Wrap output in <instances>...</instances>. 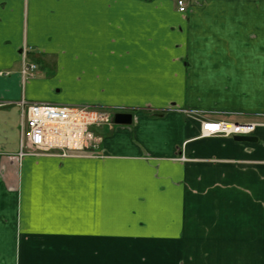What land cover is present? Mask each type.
Listing matches in <instances>:
<instances>
[{
  "label": "crops",
  "instance_id": "crops-1",
  "mask_svg": "<svg viewBox=\"0 0 264 264\" xmlns=\"http://www.w3.org/2000/svg\"><path fill=\"white\" fill-rule=\"evenodd\" d=\"M21 99L134 119L99 156L20 157L0 107V264H264V0H0V102ZM232 120L256 141L199 138Z\"/></svg>",
  "mask_w": 264,
  "mask_h": 264
},
{
  "label": "built area",
  "instance_id": "built-area-1",
  "mask_svg": "<svg viewBox=\"0 0 264 264\" xmlns=\"http://www.w3.org/2000/svg\"><path fill=\"white\" fill-rule=\"evenodd\" d=\"M202 1L176 0V5L180 13L186 14ZM28 48L24 45L22 49V66L19 72L25 81L33 79L38 71L37 65L27 60V54L31 50ZM10 74L11 72H6V75ZM13 104L21 109L20 157L65 158L93 155L103 143L99 129L113 126V115L102 107L30 103L24 99L16 103L1 102L0 107ZM258 125L252 122L208 121L203 123L199 138L252 136ZM180 160L186 161L184 156Z\"/></svg>",
  "mask_w": 264,
  "mask_h": 264
},
{
  "label": "water",
  "instance_id": "water-1",
  "mask_svg": "<svg viewBox=\"0 0 264 264\" xmlns=\"http://www.w3.org/2000/svg\"><path fill=\"white\" fill-rule=\"evenodd\" d=\"M133 115L131 113L118 112L114 115L113 122L115 125H131L133 123ZM237 141H256V138L237 136Z\"/></svg>",
  "mask_w": 264,
  "mask_h": 264
},
{
  "label": "rangeland",
  "instance_id": "rangeland-1",
  "mask_svg": "<svg viewBox=\"0 0 264 264\" xmlns=\"http://www.w3.org/2000/svg\"><path fill=\"white\" fill-rule=\"evenodd\" d=\"M24 47V46H23ZM27 47H29V46H27ZM30 48L31 47H29L28 49L30 50ZM23 49V48H22ZM31 51H32V48H31V50H30V52H29V54L31 53ZM29 62H33L32 60H28ZM33 63H35V62H33ZM36 64V63H35ZM37 65V67H38V71H37V74H36V76L34 77V78H36L37 76H38V73H39V66H38V64H36ZM21 66H22V60H21V65H20V69H21ZM20 72V71H19ZM2 74H6V72L5 73H2ZM21 78H22V76H21ZM33 78V79H34ZM22 80H23V78H22ZM31 80V79H30ZM24 82H25V80H23ZM22 100V99H21ZM4 102H7V101H4ZM1 103V102H0ZM69 105V104H68ZM2 107H8V106H2ZM1 107V108H2ZM18 107V109H19V111H20V113H21V109H20V107L19 106H17ZM103 108V107H102ZM103 109H105V108H103ZM106 111H108L111 115H113L112 117L114 118V115L116 114V113H118V112H120V111H118V112H115L114 110H112V109H108V108H106ZM233 121H235V120H232V122ZM239 121V120H238ZM112 122H113V120H112ZM115 124H114V122H113V126H114ZM105 127V126H104ZM109 127V126H108ZM100 153H101V147H99V149L98 150H96L95 151V153L93 154V155H89V156H99L100 155Z\"/></svg>",
  "mask_w": 264,
  "mask_h": 264
},
{
  "label": "flooded vegetation",
  "instance_id": "flooded-vegetation-1",
  "mask_svg": "<svg viewBox=\"0 0 264 264\" xmlns=\"http://www.w3.org/2000/svg\"><path fill=\"white\" fill-rule=\"evenodd\" d=\"M21 55H23V53H22V49H21ZM27 60H30V59H29V54H27Z\"/></svg>",
  "mask_w": 264,
  "mask_h": 264
},
{
  "label": "snow or ice",
  "instance_id": "snow-or-ice-1",
  "mask_svg": "<svg viewBox=\"0 0 264 264\" xmlns=\"http://www.w3.org/2000/svg\"><path fill=\"white\" fill-rule=\"evenodd\" d=\"M210 127H215L214 125H209Z\"/></svg>",
  "mask_w": 264,
  "mask_h": 264
}]
</instances>
